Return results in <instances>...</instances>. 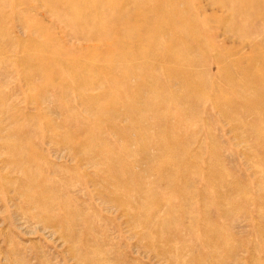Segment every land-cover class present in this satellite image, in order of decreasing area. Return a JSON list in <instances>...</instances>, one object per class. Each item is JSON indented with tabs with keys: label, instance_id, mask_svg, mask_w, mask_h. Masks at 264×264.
<instances>
[{
	"label": "rangeland",
	"instance_id": "374dc122",
	"mask_svg": "<svg viewBox=\"0 0 264 264\" xmlns=\"http://www.w3.org/2000/svg\"><path fill=\"white\" fill-rule=\"evenodd\" d=\"M0 264H264V0H0Z\"/></svg>",
	"mask_w": 264,
	"mask_h": 264
}]
</instances>
